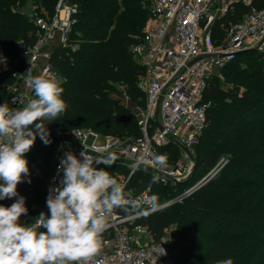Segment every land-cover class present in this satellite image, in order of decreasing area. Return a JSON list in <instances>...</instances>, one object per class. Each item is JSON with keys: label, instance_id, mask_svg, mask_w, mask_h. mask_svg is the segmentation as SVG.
Listing matches in <instances>:
<instances>
[{"label": "trees", "instance_id": "obj_1", "mask_svg": "<svg viewBox=\"0 0 264 264\" xmlns=\"http://www.w3.org/2000/svg\"><path fill=\"white\" fill-rule=\"evenodd\" d=\"M33 1L50 13L57 2ZM71 1L79 6L72 45L59 47L52 57L66 81L62 86L68 108L56 120L43 121L51 143L45 145L37 134L26 154L31 183L25 180L18 185L28 208L21 223L34 221L45 209L47 175L56 145L73 129L91 128L125 140L141 136L132 106L145 104L137 85L145 69L135 59L133 45L140 41L151 17L148 1ZM27 2L0 0V46L8 54L17 40L32 43L35 39V24L18 8ZM252 5L263 8L264 0H253ZM248 8L238 5L232 17ZM222 74L233 84L225 86ZM12 81L10 74L0 75L2 103L10 97L5 84ZM121 85L132 106L113 97ZM204 96L210 106L206 128L195 146L193 177L209 173L223 158L226 162L190 195L149 215L145 223L156 239L163 237L165 228L170 229L165 245L177 264H216L228 258L234 264H264V56L255 51L238 54L209 80ZM175 149L179 147L171 143L161 147L159 154H176ZM152 180L145 169L133 176L139 190L153 185L158 203L167 199L163 197L167 190L181 187V192L189 181ZM15 199L0 200V204L10 206Z\"/></svg>", "mask_w": 264, "mask_h": 264}, {"label": "built area", "instance_id": "obj_2", "mask_svg": "<svg viewBox=\"0 0 264 264\" xmlns=\"http://www.w3.org/2000/svg\"><path fill=\"white\" fill-rule=\"evenodd\" d=\"M147 1L151 17L140 41L133 45L134 57L145 69L143 79L137 82L146 94V106L136 111L141 136L125 140L120 136H105L91 128L73 129L56 145L48 181L49 191L59 186L63 173L58 172V165L67 151L77 157L84 150L93 156L116 154L115 164L106 170L125 183L130 198L141 205L138 211H114L110 226L103 234L104 246L99 257L105 264H177L166 248V238L156 239L145 219L166 203L186 198L220 167L171 200L160 203L154 200L153 207V185L139 190L133 184L135 174L145 169L153 177H161L160 181H171L163 178L166 175L183 182L191 171H186L181 164H167L163 169L151 163L131 165L142 158L150 160L152 154H159L161 147L171 143L190 154L207 125L210 103L204 95L209 80L240 53L255 51L264 56V7L253 6V0ZM238 5L250 8L233 18ZM27 7V14L36 26L34 41L17 40L12 54L0 46V75L7 73L13 79L5 87L10 92L7 103L15 108L22 107L34 96L26 84L30 69L33 76L47 72L62 77L52 57L59 47L72 45L70 36L79 12L78 4L71 0H57L52 13L33 0H28ZM44 210L41 212L45 213Z\"/></svg>", "mask_w": 264, "mask_h": 264}, {"label": "clouds", "instance_id": "obj_3", "mask_svg": "<svg viewBox=\"0 0 264 264\" xmlns=\"http://www.w3.org/2000/svg\"><path fill=\"white\" fill-rule=\"evenodd\" d=\"M30 72L26 84L33 98L20 108L0 103V200L16 198L10 206L0 204V264H105L99 257L114 211H138L141 205L130 198L126 184L106 170L118 159L115 153L93 156L84 150L77 157L65 152L58 165L63 179L50 188L46 200L50 215L41 212L31 224L20 222L28 208L18 185L25 180L31 183L26 154L37 134L45 145L51 143L43 121L56 120L68 108L63 99L65 78ZM147 163L163 169L167 156L152 154L150 160L142 158L131 167ZM160 178L154 176L152 183ZM216 264L234 261L228 258Z\"/></svg>", "mask_w": 264, "mask_h": 264}, {"label": "rangeland", "instance_id": "obj_4", "mask_svg": "<svg viewBox=\"0 0 264 264\" xmlns=\"http://www.w3.org/2000/svg\"><path fill=\"white\" fill-rule=\"evenodd\" d=\"M27 5H28V2L25 4V5H21V6H19L20 7V10H24V12L27 14V9H28V7H27ZM28 15V14H27ZM215 32V31H214ZM246 63H248V62H246ZM143 75L144 74H140L139 75V77H138V80H137V82L138 81H140L141 79H143ZM221 79H222V81L223 82H226V85L225 86H230L231 84H233V83H230L226 78H225V76L222 74V76H221ZM226 80V81H225ZM138 84V83H137ZM125 87L123 86V85H121V86H119L118 87V92L116 91H114L113 93H112V95H113V97L115 98V99H118L120 102L122 101V102H124L126 105H131V99H130V97L127 95V93L125 92V89H124ZM139 88V87H138ZM139 90H140V88H139ZM142 92V91H141ZM143 93V92H142ZM143 96H144V100H145V104H143V105H137V106H132V108L133 109H135V112L137 111V108L138 109H143L145 106H146V94L145 93H143ZM179 147V146H178ZM173 148H176L175 146L173 147ZM176 151V154H170V152H168V154H166V156H167V164H169V165H171V166H175L176 164H181L183 167H185V170L186 171H188V170H190L192 173H190L189 174V176H187V177H190V179H189V181H188V183H187V185L185 186V189H188V188H190V187H192V186H195L196 184H198V182H200V180L202 179V177L203 176H201V177H199V178H195V177H197V176H194L193 177V171H194V168H195V165H196V159H195V156H196V150H195V148L192 150V152L190 153V154H188L187 152H185L183 149H181L180 147H179V149L177 150V149H175ZM228 155H226V157H227ZM225 162H226V160L223 158L220 162H219V167H223L224 166V164H225ZM218 167V168H219ZM185 171V172H186ZM187 173V172H186ZM192 174V175H191ZM206 175V174H205ZM186 177V178H187ZM185 178V179H186ZM193 178H195V179H193ZM184 179V180H185ZM181 190V187H173L172 189H170V190H167L166 191V194H164L165 196H163V197H166V196H168L167 197V199H165V200H163V202L165 201H168V200H171L179 191ZM184 190V189H183ZM168 230L170 231V229L167 227V229L165 228V233H164V235H163V237L162 238H167V236L168 235H170V233H167L168 232ZM161 238V239H162Z\"/></svg>", "mask_w": 264, "mask_h": 264}, {"label": "water", "instance_id": "obj_5", "mask_svg": "<svg viewBox=\"0 0 264 264\" xmlns=\"http://www.w3.org/2000/svg\"><path fill=\"white\" fill-rule=\"evenodd\" d=\"M55 155H56V149L54 151V155H53V159L50 163V166H49V170H48V175H47V179L49 181V178H50V174H51V171H52V167H53V164H54V160H55ZM192 173V172H191ZM192 175V174H191ZM163 178L167 179V180H171V181H174L176 183H181L179 182L177 179H175L174 177H170V176H166V175H163ZM190 179V177H187L183 182H186ZM49 195V189L47 190V194H46V200H47V197ZM172 203L169 202V203H166L164 206H162V209L170 206ZM45 214H48V207H47V204H46V201H45V210H44ZM44 231V229H43Z\"/></svg>", "mask_w": 264, "mask_h": 264}]
</instances>
